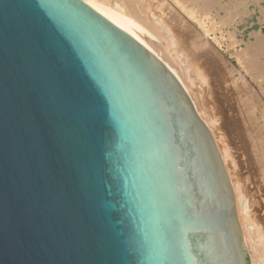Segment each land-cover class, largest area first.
Returning <instances> with one entry per match:
<instances>
[{
    "label": "water",
    "instance_id": "1",
    "mask_svg": "<svg viewBox=\"0 0 264 264\" xmlns=\"http://www.w3.org/2000/svg\"><path fill=\"white\" fill-rule=\"evenodd\" d=\"M95 1L176 69L84 0H0V264H251L210 83Z\"/></svg>",
    "mask_w": 264,
    "mask_h": 264
},
{
    "label": "bare ground",
    "instance_id": "2",
    "mask_svg": "<svg viewBox=\"0 0 264 264\" xmlns=\"http://www.w3.org/2000/svg\"><path fill=\"white\" fill-rule=\"evenodd\" d=\"M84 1L101 14L129 29L165 65L172 70L176 69L172 68L135 32H143L152 40L162 43L145 26L111 6L95 0ZM142 1L146 4L145 9H151L152 18L158 23L157 29L171 32L172 40L189 69L193 73L203 72L204 78L210 83L212 106L209 108L204 124L214 138L228 174L235 197L236 216L250 262L264 264V222L262 223L256 216L253 217V210L251 209V213L247 206L249 204L246 199L248 188L246 189L245 184L243 185L244 163L241 160L244 156L247 160V169L248 165L253 169L256 168V172L253 171V173L261 175L263 184L260 177L258 180H261L259 184L261 183L264 188V33L262 27L252 31L248 41L234 37L233 30H236L240 22L238 20L240 14L244 15L253 11L249 7L248 0ZM253 1L260 6L262 0ZM262 8L259 9L262 11ZM226 28L232 30H225ZM224 32L230 38L229 40L227 37L229 41L227 44L224 41ZM241 44L243 47L237 49ZM227 51L236 57L238 68H234V65L230 66V61L226 59ZM257 170L260 173L256 174ZM253 185L254 182L252 187ZM260 188L262 190V187Z\"/></svg>",
    "mask_w": 264,
    "mask_h": 264
},
{
    "label": "rangeland",
    "instance_id": "3",
    "mask_svg": "<svg viewBox=\"0 0 264 264\" xmlns=\"http://www.w3.org/2000/svg\"><path fill=\"white\" fill-rule=\"evenodd\" d=\"M247 1V0H246ZM248 2L250 3H248L249 4V7L251 8V10H253L252 12H248L247 14H244V15H241L240 14V16L238 17L239 19V23L237 24V27H236V30L234 29L233 31L235 32L234 33V37L236 38V39H238V40H240V39H243L244 41H248V39H250V34L252 33V31H256V30H258V29H260L261 27H262V31H263V33H264V0H262L261 1V5L259 6L255 1H253V0H248ZM245 5H247V3L245 4ZM260 7H263L262 8V11L259 9ZM243 9V8H242ZM241 9V10H242ZM255 10V11H254ZM243 11V10H242ZM260 11V12H259ZM261 12H262V14H261ZM242 17V18H241ZM225 30H232V29H229V28H226ZM224 41L226 42V44L227 43H229V41H227L228 40V38H229V36L224 32ZM226 37V38H225ZM228 37V38H227ZM229 40H230V38H229ZM243 43V42H242ZM240 47H243V44H241L240 46H238V48L237 49H240ZM224 48V47H223ZM230 52L229 51H227L226 52V59L227 60H229L230 62V66H233L234 65V68L235 67H239V64H238V61H236V57L235 56H233V55H231V54H229ZM231 55V56H230ZM229 58V59H228ZM242 162L244 163V168H243V171H244V175L242 176V181H244V183H243V185L245 184V187H246V199H247V203H249V204H247V206H248V208L251 210H253V213H252V210H251V213L253 214V217L254 216H256V217H258L260 220H261V222L263 223L264 222V215H262V214H264V206H262V205H264L263 203H264V188H263V186L261 185V183L259 184V182L262 180V184H263V179H262V177H261V175L260 174H258V173H260L259 172V170H257V173L256 174H258V175H255V173H253V171L254 172H256V168L255 169H253V168H251L249 165H248V169H247V166H246V164H247V160L245 159V157L244 156H242ZM246 167V168H245ZM249 167H250V169H249ZM245 169H246V171H245ZM251 169H253V170H251ZM251 172H249V171ZM250 175V176H249ZM254 175H255V177H254ZM248 176V177H247ZM246 179H245V178ZM251 177V178H250ZM261 178V180H258V178ZM259 178V179H260ZM253 179V180H252ZM257 179V180H256ZM256 180V181H255ZM258 181V182H257ZM253 182H254V185H256V186H254L253 185V187H252V184H253ZM251 183V184H250ZM256 183V184H255ZM247 184V185H246ZM250 186H251V188H250ZM256 187V188H255ZM260 187H262V190H261V188ZM250 188V189H249ZM255 190H254V189ZM258 188V189H257ZM260 188V189H259ZM251 189H252V192H251ZM256 189H257V191H256ZM248 192H250V194L248 193ZM255 192V193H254ZM257 192L259 193V194H257ZM251 194H253V195H251ZM257 194V195H256ZM262 194V195H261ZM255 195V196H254ZM259 195V196H258ZM252 197H253V199H252ZM254 197H255V199H254ZM257 197V198H256ZM260 202H259V201ZM263 200V201H262ZM251 201V202H250ZM257 201V202H256ZM262 201V202H261ZM256 202V203H255ZM262 203V204H261ZM251 205V207H249ZM262 207H261V206ZM254 206V207H253ZM262 208V209H261ZM254 211H256V212H254ZM258 212V213H257ZM262 212V213H261ZM259 213H261V214H259ZM262 216V217H261ZM262 219H263V221H262Z\"/></svg>",
    "mask_w": 264,
    "mask_h": 264
}]
</instances>
